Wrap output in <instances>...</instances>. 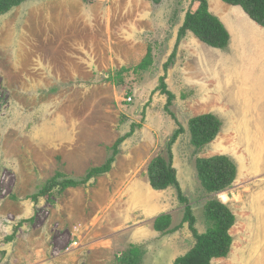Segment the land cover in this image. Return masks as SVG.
<instances>
[{"label": "rangeland", "instance_id": "rangeland-1", "mask_svg": "<svg viewBox=\"0 0 264 264\" xmlns=\"http://www.w3.org/2000/svg\"><path fill=\"white\" fill-rule=\"evenodd\" d=\"M207 2L230 35L225 49L191 33L177 43L193 0H29L0 16V264H119L131 245L141 264L185 255L194 245L187 223L153 229L163 214L178 226L185 205L174 187L155 191L147 178L154 158L167 159L176 122L184 132L172 163L195 229L206 231L209 201L236 219L228 257L211 264H264V31L239 7ZM148 49L151 66L133 72ZM169 59L175 120L157 91ZM122 68L130 70L118 77ZM209 113L221 129L197 150L187 122ZM125 135L108 174L32 203L57 172L79 180L103 165ZM219 155L233 161L236 179L208 194L195 162Z\"/></svg>", "mask_w": 264, "mask_h": 264}, {"label": "trees", "instance_id": "trees-1", "mask_svg": "<svg viewBox=\"0 0 264 264\" xmlns=\"http://www.w3.org/2000/svg\"><path fill=\"white\" fill-rule=\"evenodd\" d=\"M29 0H0V16L10 12ZM42 1V0H38ZM45 1V0H43ZM152 1V0H151ZM224 4L232 7H239L244 14L255 24L264 28V0H220ZM197 3L194 11L185 14L183 23L178 30L177 43L182 40L187 33H191L201 43L213 49H225L230 42V35L225 25L209 11L207 0H193ZM170 59L163 66V75L159 77L157 91L166 98L164 111L175 120L174 115L169 110L174 95L166 84L167 69ZM152 64V53L148 52L138 65L131 68L133 72L147 70ZM130 69L122 68L117 76L128 72ZM178 128L172 135L165 147L167 159L161 155L154 158L147 167V178L150 187L155 191L166 190L174 187L177 191V199L185 205V212L181 223L174 227L171 226L170 215L163 214L158 216L153 224L154 231L158 233H172L178 231L187 223L188 229L194 239L193 247L183 256L176 258L172 264H211L214 259H226L232 246L230 229L235 223V216L232 211L220 201H209L204 206L203 216L207 229L199 234L195 229V218L188 205V200L183 196L177 180V172L173 167L172 146L177 138L184 132V128L176 122ZM221 121L213 114H204L193 117L187 122V131L190 137V144L197 150L204 148L213 142L221 129ZM127 135L120 137L111 147V155L106 162L87 171L86 175L73 180L65 177L61 172H57L41 187L37 194L30 197L33 204H37L39 199L52 201L59 197L67 189L87 187L92 185L96 178L110 172L119 147ZM197 178L202 189L208 193H220L229 188L236 179L237 169L233 161L224 155L210 158H200L195 162ZM14 228L11 236L6 238L7 242L14 239L16 231ZM143 252L139 246L131 245L128 252L122 255L119 264H141Z\"/></svg>", "mask_w": 264, "mask_h": 264}, {"label": "crops", "instance_id": "crops-1", "mask_svg": "<svg viewBox=\"0 0 264 264\" xmlns=\"http://www.w3.org/2000/svg\"><path fill=\"white\" fill-rule=\"evenodd\" d=\"M260 30L259 31H264V28H262V27H258ZM258 28H255L256 30H258ZM264 33V32H263Z\"/></svg>", "mask_w": 264, "mask_h": 264}]
</instances>
